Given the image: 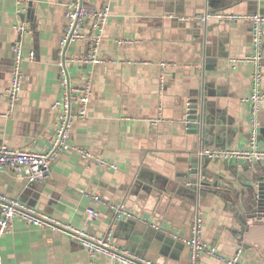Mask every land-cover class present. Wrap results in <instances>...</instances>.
<instances>
[{"label":"crops","instance_id":"crops-1","mask_svg":"<svg viewBox=\"0 0 264 264\" xmlns=\"http://www.w3.org/2000/svg\"><path fill=\"white\" fill-rule=\"evenodd\" d=\"M67 1L27 0L17 16L15 0H0V146L41 151L50 145L49 107L59 95L58 48ZM205 10L264 15V0H113L97 51L99 63H71L68 72L74 84L88 82L92 89L87 116L74 123L70 141L115 163L116 169L85 168L77 152L68 150L53 163L50 178L41 182H28L9 168L0 171V194L90 234H110L117 246L155 264H189L188 248L134 221L114 222L109 209L90 196L125 202L142 218L184 237L200 213L203 239L220 254L241 248V264H264V225L252 228L256 247L248 236L239 243L233 234L238 227L234 207L219 191L228 182L239 195L235 206L240 207L251 186L264 184V161L226 163L198 154L204 147L247 144L251 118L242 99L249 92L250 68L232 66L230 59L250 53V25L203 24L193 18ZM27 11L29 19H21ZM18 19L29 24L31 33L23 45L20 98L4 116L12 25ZM122 39L131 42L119 44ZM31 50L33 59L28 58ZM67 53L80 57L84 46L72 44ZM261 87L264 91V77ZM187 102L195 109H188ZM157 116L162 118L157 125L147 121ZM257 119L258 145L264 149V104ZM200 161L197 172L202 169L204 176L188 179L190 166ZM90 208L97 212L93 219L86 214ZM0 246L1 264H89L86 251L68 233L21 220L2 236ZM97 263L115 264L103 256ZM197 264L225 263L201 255Z\"/></svg>","mask_w":264,"mask_h":264},{"label":"built area","instance_id":"built-area-1","mask_svg":"<svg viewBox=\"0 0 264 264\" xmlns=\"http://www.w3.org/2000/svg\"><path fill=\"white\" fill-rule=\"evenodd\" d=\"M113 0H99L97 6H90L91 0H68L64 6V28L59 40L57 61L59 95L51 103L49 111L52 117V139L48 148L41 151H28L0 146V171L9 168L14 173L22 176L28 182H41L50 178L53 163L58 156L68 150L76 151L83 160L85 168L90 169H116L115 163L100 156L94 155L89 150L73 145L70 141V133L76 121L86 118L91 105L92 89L89 83L74 84L68 72V66L74 64H97L99 59L97 51L104 28L107 24L111 12ZM27 0H15L16 15H20ZM200 23L208 21L217 22H237L243 21L250 25L251 32V51L249 54L230 59V64H247L250 68L249 92L242 99L249 107L251 125L248 133L247 144L242 148H202L198 154L210 160H218L226 163L236 161L261 162L264 161V149L258 145V113L264 104V91L261 84L264 77V15L237 14L233 12H215L205 10L201 14L194 16ZM15 32V39L11 48V73L9 83L4 91L7 102V111L4 116L10 114L20 98L21 85L23 80L22 66L25 61L23 45L25 38L31 33L30 26L24 20L18 19L12 25ZM129 39L118 40L119 44L130 43ZM72 44H83L84 54L80 57L68 55L67 48ZM28 58H34V52H28ZM165 68L166 64L161 63ZM159 80H165L164 74L159 76ZM189 102L186 106L189 107ZM161 111V106L158 107ZM151 125H157L162 118L147 120ZM97 203L104 204L113 214L114 222L131 220L138 224L148 226L165 236L180 242L188 248L189 264H197L201 255L215 258L225 264H241V248L228 256L220 254L217 248L210 245L203 239V224L200 213H197L189 228V236L184 237L165 228L148 221L132 211L125 202H105L99 196H90ZM88 218L93 219L97 216L94 209H87ZM15 220L36 226L39 228L47 227L53 231L66 232L72 238L78 240L82 248L89 257V264H98L97 257L103 256L115 264H155L153 261L139 256L128 249L117 246L111 239V235L96 236L90 234L85 229L74 228L72 225L65 224L59 220L47 216L38 209L21 203L17 199L9 198L0 194V241L3 235L11 233ZM0 246V264H1Z\"/></svg>","mask_w":264,"mask_h":264},{"label":"water","instance_id":"water-1","mask_svg":"<svg viewBox=\"0 0 264 264\" xmlns=\"http://www.w3.org/2000/svg\"><path fill=\"white\" fill-rule=\"evenodd\" d=\"M29 16L30 11H27L26 14L21 15V19L25 18L27 20L29 19ZM192 105L193 104L190 103L188 109H195L190 108L192 107ZM198 108L200 109L201 107L198 106ZM196 111L198 110L196 109ZM200 164H203V161L195 163L191 166L189 165L190 168L187 175L188 179H193V181H196L197 178L200 179L202 176H204V173H202V169L197 172V169L199 168ZM227 184L229 183H223L219 187V191H221L220 196L230 202L232 207H234V217L238 227L233 232V234L238 237L237 239L239 243H242L244 238L248 236L250 245L253 247L252 244H254V247H256V243H254L256 233L252 231V228L264 225V184L262 183L260 187L257 186L256 188L251 186V192L248 197L249 199L245 198L240 207L235 206L236 202H238L239 199L238 193L236 192V190H234L233 187H230V185ZM74 242L75 241H73V243Z\"/></svg>","mask_w":264,"mask_h":264}]
</instances>
